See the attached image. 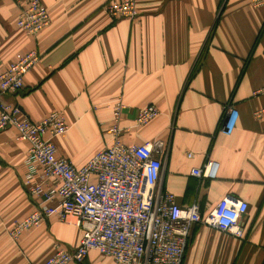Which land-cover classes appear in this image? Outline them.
Listing matches in <instances>:
<instances>
[{
	"label": "crops",
	"instance_id": "1",
	"mask_svg": "<svg viewBox=\"0 0 264 264\" xmlns=\"http://www.w3.org/2000/svg\"><path fill=\"white\" fill-rule=\"evenodd\" d=\"M25 1L0 0V72L17 54L34 49L40 58L22 89L3 98L33 122L58 111L69 128L53 139L57 155L76 166L112 143L106 103L120 98L123 143H168L159 186L180 207L196 204L203 215L225 196L247 203L242 237L195 224L182 264H264V7L134 0L138 16L115 19L106 0H40L49 24L33 37L16 26ZM150 104L160 114L135 126L137 109ZM233 111L225 134L219 121ZM14 137L12 127L0 131V264H44L58 245L77 247L81 229L51 214L10 237L35 208L22 185L28 143ZM207 160L217 165L214 178L191 174ZM82 264L114 262L90 250Z\"/></svg>",
	"mask_w": 264,
	"mask_h": 264
},
{
	"label": "built area",
	"instance_id": "2",
	"mask_svg": "<svg viewBox=\"0 0 264 264\" xmlns=\"http://www.w3.org/2000/svg\"><path fill=\"white\" fill-rule=\"evenodd\" d=\"M249 3L264 7V0ZM103 7L115 19L138 16L134 0H106ZM48 24L49 13L40 0H26L20 6L16 26L26 35L35 37ZM39 58L34 49L17 54L0 72V131L12 127L15 140L28 143L22 185L35 200V208L9 229L11 238L16 240L51 214L62 221L71 216L81 229L79 244L72 250L58 245L44 264H82L90 250L114 264H182L195 224L243 236L240 219L247 210L245 201L225 196L202 215L196 204L182 208L172 193L161 189L159 180L168 143L161 138L123 143L119 121L124 103L120 98L106 103L112 111L111 144L96 151L81 166L58 156L53 139L69 128L63 116L52 111L33 122L3 98L22 89L25 74ZM159 114L155 105L139 107L134 125L142 126ZM236 118L235 111L224 113L220 131L230 134ZM216 173L217 165L208 160L191 169L197 177L214 178Z\"/></svg>",
	"mask_w": 264,
	"mask_h": 264
}]
</instances>
